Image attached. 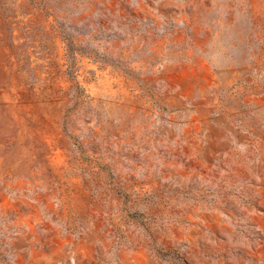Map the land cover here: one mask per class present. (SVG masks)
Returning <instances> with one entry per match:
<instances>
[{"label":"rangeland","instance_id":"1","mask_svg":"<svg viewBox=\"0 0 264 264\" xmlns=\"http://www.w3.org/2000/svg\"><path fill=\"white\" fill-rule=\"evenodd\" d=\"M88 216L97 264H264V0H0L2 262Z\"/></svg>","mask_w":264,"mask_h":264},{"label":"crops","instance_id":"2","mask_svg":"<svg viewBox=\"0 0 264 264\" xmlns=\"http://www.w3.org/2000/svg\"><path fill=\"white\" fill-rule=\"evenodd\" d=\"M78 222H82L84 229L80 231L79 224L72 223L69 220V217H63L62 219L48 218V229L47 232L50 233V230L55 235H46L42 238L44 241L45 247L43 248L42 253H40L38 260L33 261L32 255L30 254L31 247L35 242L34 236L23 235L21 234L18 238H15V243L11 246L9 252H5L8 255V264H49V259L54 256V253L57 251H63L66 254H74L78 258L79 264H97L98 260L101 262L99 257H97V237L94 234L96 232V223L93 222L92 217L88 216L86 218H78ZM56 222V224H54ZM70 222V223H69ZM69 223V224H67ZM72 223V225H71ZM75 224V225H74ZM77 224V225H76ZM71 225L70 231L68 232L67 226ZM74 225V226H73ZM64 228V229H62ZM53 229V230H52ZM73 231L74 235L71 234ZM106 248V246L104 247ZM110 251V250H109ZM25 253L23 257V262L17 260L20 254ZM28 255V257H27ZM46 258V260H44ZM43 259V260H42ZM110 256L105 255L104 262L105 264H110ZM41 262V263H39ZM0 264H7L2 262L0 255ZM63 264H70L67 261V258H63Z\"/></svg>","mask_w":264,"mask_h":264}]
</instances>
